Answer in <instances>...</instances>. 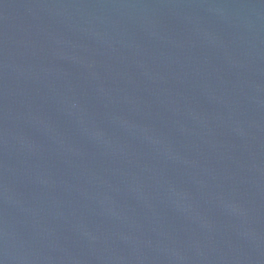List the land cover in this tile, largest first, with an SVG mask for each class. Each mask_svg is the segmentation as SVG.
Listing matches in <instances>:
<instances>
[{
	"label": "water",
	"instance_id": "95a60500",
	"mask_svg": "<svg viewBox=\"0 0 264 264\" xmlns=\"http://www.w3.org/2000/svg\"><path fill=\"white\" fill-rule=\"evenodd\" d=\"M0 264H264V0H0Z\"/></svg>",
	"mask_w": 264,
	"mask_h": 264
}]
</instances>
